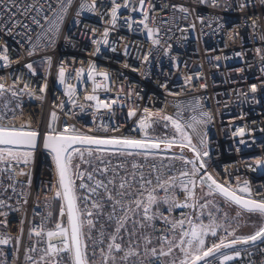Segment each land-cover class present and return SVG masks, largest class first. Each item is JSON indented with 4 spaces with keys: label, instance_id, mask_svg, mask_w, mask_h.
<instances>
[{
    "label": "snow or ice",
    "instance_id": "snow-or-ice-1",
    "mask_svg": "<svg viewBox=\"0 0 264 264\" xmlns=\"http://www.w3.org/2000/svg\"><path fill=\"white\" fill-rule=\"evenodd\" d=\"M73 3L74 0H0V71L12 69L22 60L13 59V49L5 38H12L29 58L46 52L60 36ZM195 3L210 9L238 10L244 14L243 22L252 29V38L259 39L262 45L254 49L260 64V83L249 85L251 97L243 91H237L235 95L243 97L245 101L251 99L254 103H260L255 94L264 89V0H236L235 4L227 0L223 4L221 0H195ZM169 8L182 13L185 19L195 11L192 7L169 4L163 0L160 5L154 0H81L75 12V23H81L79 17L82 13H91L105 25L102 32L95 27L89 29L91 36L87 38L94 46L92 56L101 52V46L117 52V44L124 37L113 41L110 36L124 27L130 32L146 34L152 48L162 49L163 55L169 56L172 46L162 44L157 23L159 13ZM197 19L204 23L202 15H198ZM208 26L211 27V23ZM84 27L88 29L87 25ZM190 27L194 29L195 25ZM217 27L223 25L217 24ZM237 35L238 32L230 33V38L234 39ZM64 39L66 43H71L69 36ZM128 49L129 45L125 43V56L129 55ZM151 55L150 49L139 57L141 64H150ZM235 55L242 60L245 58L242 52ZM215 59L218 61L220 57ZM170 60L173 66H177L176 57H170ZM36 63L29 60L23 63L18 75L0 76V103L5 110L0 113V177L8 181L4 184L0 179V185H3L4 193L10 190L17 196L18 204L22 200L26 205L29 193L16 192V185L22 183L17 177H27L28 186L31 187V171L24 169H30L37 150L42 147L49 154L54 168L55 181L51 191L52 199L59 202V213L54 227L50 229H46L45 224L52 219V211L42 217V223L38 226L29 222L32 225L28 231L29 243L24 246L26 218L20 219L15 236L10 231H4L10 229V212H20L21 207H13L11 196L0 195V246H13L11 257L0 248V264H9V260L11 264H19L22 248L25 264H94V261L97 264H231L245 254L247 264H254L252 257L256 253L250 248L258 249L260 255L264 256V247H260L264 244V193L254 192L247 180L242 184L237 180L233 185L230 176L228 179H218L209 169L210 153L205 128L212 122L213 115L203 110L200 98L194 97L186 103L174 101L173 106L177 109L175 115H168L163 109L152 110L143 106L139 101H143L144 96L134 87L125 91L121 86L116 98L104 100L97 92L111 90L110 73L89 62L87 69L79 67L74 71L76 80L86 75L92 84L91 92L86 91L83 100L89 102L87 106L93 110L94 119L101 110L114 118L115 106H126L120 98V93H123L131 104L126 119L133 120V131L138 130L140 136L86 134L74 125L65 123L63 127L60 126L57 109L64 111L66 103L79 106L82 112L85 110L83 103H77V86L69 82L66 63L61 60L57 68V82L63 86V96L67 97V101H53L44 130L41 131L39 123L35 128L32 126L31 118L19 125L15 123L17 113L22 115L24 111L23 97L41 103L45 100L47 74L53 67V58L45 55L39 61L45 71L44 83L33 87L30 78L38 75ZM123 67L129 68L130 65L124 63ZM25 69L26 72L23 71ZM131 70L137 71L134 67ZM236 71L243 72L244 69L238 68ZM141 75L146 76L147 73L141 71ZM162 75L165 79L158 81L157 87L167 96H179L181 93L169 89V74ZM97 77L102 79L98 80ZM199 78L198 74L195 77L185 76L184 86H190L193 79ZM8 80L11 82L8 83ZM200 87L203 89L207 85L201 84ZM148 101L154 103L155 97H148ZM182 110L195 114L185 120ZM136 117L139 118L133 119ZM6 120L9 122L5 123ZM159 122H163L165 128L170 124L175 135L150 137L148 130ZM110 123H114V119ZM95 130L107 133L119 131V128L101 125ZM92 131L89 129V132ZM254 131L247 125L237 126L232 136L239 137V144L244 145V137ZM260 131L264 132V128ZM193 136L198 143H193ZM173 149H178L179 154ZM185 149L192 153L191 158L184 155ZM169 152L172 154L160 156ZM109 157L125 159L113 164ZM133 157H143L145 162L149 158L155 160L159 157L162 162L159 167L156 163L148 164L146 175L145 164L135 159L129 161L128 158ZM77 158L80 163L74 164ZM163 160L169 163H163ZM174 161H180L183 165L178 174L171 172L175 167L171 162ZM253 164L255 167L248 165L253 171L264 169V159H255ZM81 165H87L90 170L82 169ZM76 180H79V184ZM218 198L234 210V216L229 218L225 213L222 222L217 221L212 211L222 210L214 202ZM48 199L45 196V200ZM177 209L181 210L179 218L174 215ZM205 210L208 223L203 220ZM253 217L258 218L259 222L241 223L251 221ZM241 227H251L253 230L241 233ZM33 237L36 239L33 240ZM88 241H91V245ZM261 264H264V260H261Z\"/></svg>",
    "mask_w": 264,
    "mask_h": 264
},
{
    "label": "built area",
    "instance_id": "built-area-1",
    "mask_svg": "<svg viewBox=\"0 0 264 264\" xmlns=\"http://www.w3.org/2000/svg\"><path fill=\"white\" fill-rule=\"evenodd\" d=\"M81 0H74L73 6L69 9L66 16L63 30L57 38L55 45L46 52L38 53L29 58L26 53L15 43L12 38H5L13 51L11 55L13 59L22 58L21 64L13 65L12 69L0 71V76H8L9 74L18 75L22 69V65L29 60H35L38 75L30 78L33 87L44 83L45 76L44 67L39 63L43 56L48 55L53 58V67L48 72V91L45 95L43 103L36 99H30L27 96L22 98L24 106L23 114L19 112L16 115L15 123L17 125L32 119V126L35 128L39 123L41 131L48 119V113L52 109L53 101L59 100L67 101V97L63 96V86L57 82V68L61 60L65 61L68 69V80L77 86V103H83L85 110L82 112L79 106L73 107L66 103L64 111L57 109L60 126L63 127L65 123L74 125L77 129L86 134L99 136H136L139 137V131H133L135 125L133 120L126 119L128 106L130 102L120 93V98L124 100L126 106H115V116L101 110L95 116L92 115V109L87 105L89 102L83 100V96L92 90V84L87 80L86 75L81 80L75 79V69L84 67L87 69L89 62H94L98 69L108 71L111 76V90H99L97 95L101 99L110 100L117 97V93L121 86H124L125 91L128 88L134 87L140 95L144 96L143 101H139L143 106L150 107L152 110L163 109L168 115H175L177 109L173 106L175 102H188L195 98H200L203 104V110L211 112L213 120L209 123L205 131L207 132L208 144L207 149L210 153L208 158V167L217 178L228 179L231 177V183L235 185L237 180L242 184L243 181H249L254 192L264 193V169L257 168L253 171L248 165H255V159H264V132L260 129L264 128V89H261L255 94L260 103H254L251 99L245 101L243 97H237V91H243L252 96L249 91V85L252 83H260V64L255 56L254 49L260 47L259 39L252 38V29L244 24V14L238 10L224 11L222 8L210 9L195 3V0H163L169 4H183L186 7L195 9L192 15L186 19L183 14L176 11L173 12L171 8L159 13L160 38L164 46L171 45L169 56H164L162 49L152 48L151 43L147 40V36L139 31L130 32L126 27L119 28L113 32L110 39L118 41L119 37H124L123 41L118 42L117 52L113 53L110 50L101 46V52L92 56L94 46L88 36H91L89 29L95 27L100 32L103 31L104 24L99 17L91 13H82L79 17L80 24H76L75 12L78 10V4ZM157 5H160L161 0H154ZM225 0H221L223 4ZM230 4H235L236 0H227ZM198 15L204 17L202 24ZM137 18L139 16L137 15ZM218 18V19H215ZM167 21V23H164ZM211 23V27H209ZM195 25L193 29L190 25ZM217 24L223 27H217ZM88 26V29L84 27ZM181 29H187L182 32ZM238 32L239 35L234 39L230 38V33ZM69 36L71 43H66L64 37ZM99 38V37H97ZM19 39V38H17ZM35 39V33H33ZM129 45V55L123 54L124 44ZM75 45V46H73ZM152 50L150 56V64H141V57L144 53ZM236 52L245 53V58L242 60L235 55ZM176 57V65L173 66L170 57ZM219 56L220 60L215 57ZM227 57V59H226ZM246 61V62H245ZM124 63L130 65L129 68H124ZM136 68L133 72L131 68ZM238 68H243V72H237ZM23 71H27L26 69ZM141 71L147 73L146 76L141 75ZM162 73H168L169 89L173 92L181 93L177 97L167 96L166 93L157 87V82H163L165 77ZM199 75V79H193L190 86H184V77ZM28 77H26L27 79ZM98 80L102 79L97 77ZM8 83L11 81L8 80ZM201 84H206V88H201ZM182 86L183 91H182ZM148 97H155L154 103H149ZM136 99V97H133ZM65 113H69L66 115ZM194 112L182 110V116L187 120ZM243 116V119H241ZM139 117L133 118L138 119ZM114 119V123L110 120ZM255 122V123H253ZM108 125L110 128L118 127L119 131H96L99 126ZM247 125L248 128H254L255 131L244 137L246 144H239V137H233L232 131L237 126ZM89 129H93L89 132ZM150 137H163L165 135L171 137L175 135V130L169 126L165 128L163 122L153 125L148 130ZM255 140V143H253ZM193 143H198L195 136H193ZM239 149V151L237 150ZM187 150V149H186ZM188 151V150H187ZM191 153V152H190ZM192 154V153H191ZM171 154H160L161 157ZM188 157L187 155H185ZM112 163L115 164L123 157H109ZM129 161L135 159L139 163H144V172L147 175L148 164L156 163L157 166L161 164V159L158 157L155 160L149 158L147 162L143 157L128 158ZM163 163H169L163 160ZM175 164L172 168V174H178V170L183 167L180 161L171 162ZM23 167V166H21ZM82 169H87V165H82ZM227 169V173H225ZM31 171V187L28 186L27 177H17L22 183L16 185V192L29 193L27 199L28 203L25 205L20 200L18 204L17 196L10 190L7 193L3 191V185H0V195L5 197L11 196L10 201L13 207H21L20 212H10L8 219L10 221V231L15 236L20 227L19 221L26 218L24 224L23 244L27 246L29 243L28 231L29 222L38 226L42 223V217L48 211L53 212V217L46 224L45 228L50 229L54 227V210L58 201L52 199L53 192L51 185L55 181V172L49 154L42 150H37L34 162L30 165ZM167 174V173H166ZM4 184L8 181L6 178L0 177ZM79 184V180H76ZM45 196L49 199L46 201ZM37 204L39 205L37 207ZM47 204V207L45 206ZM191 211V210H184ZM181 210L177 209L174 215L179 218ZM218 222H222L223 213L216 212ZM36 213H39L37 215ZM204 223H208L207 210L203 216ZM66 223V220H65ZM235 226V224L233 225ZM221 234H224L222 230ZM87 233V227H85ZM95 235V233H93ZM36 238L33 237V240ZM209 239H212L209 237ZM91 245V241H88ZM264 247V244L260 245ZM11 257L13 246H0ZM256 254L252 257L254 264H261L264 256H261L258 249L250 248ZM91 257V247L88 250ZM247 256L242 255L231 264H247ZM11 264V260H9ZM19 264H25L23 258V248L19 255ZM94 264H97L94 261Z\"/></svg>",
    "mask_w": 264,
    "mask_h": 264
},
{
    "label": "rangeland",
    "instance_id": "rangeland-1",
    "mask_svg": "<svg viewBox=\"0 0 264 264\" xmlns=\"http://www.w3.org/2000/svg\"><path fill=\"white\" fill-rule=\"evenodd\" d=\"M5 110L3 109V105H2V103H0V113H3ZM5 123H7V122H9V121H4ZM77 163H80V161H79V158H77L75 161H74V164H77ZM82 166V165H81ZM198 194H200L199 192H198ZM209 199H211V197L209 198ZM202 202V201H201ZM215 203H217L218 204V206L222 209L221 210V212L223 213V216H224V214L225 213H227V215H228V217L229 218H231L232 216H234V210L232 209V208H229L228 206H226V205H224L223 204V202H222V199H217L216 201H214ZM215 209H212V211H214ZM58 213H59V204L58 203H56V205H55V210H54V222H53V224H55V220H56V218H57V216H58ZM253 222H256V223H258L259 221H258V218H256V217H253L252 218V220L251 221H243V222H241L242 224L243 223H249V224H251V223H253ZM253 229L251 228V227H241V229H240V232L241 233H248V232H251Z\"/></svg>",
    "mask_w": 264,
    "mask_h": 264
},
{
    "label": "water",
    "instance_id": "water-1",
    "mask_svg": "<svg viewBox=\"0 0 264 264\" xmlns=\"http://www.w3.org/2000/svg\"><path fill=\"white\" fill-rule=\"evenodd\" d=\"M77 147H87V146H77ZM38 150H42V151L47 152L42 147L39 148ZM172 151L175 152V153H177V154H179V150L178 149H173ZM161 154H172V152H169V153H161ZM184 155H187L189 158H191V156H192V154L189 151H187L186 149L184 150ZM242 247H248V246H242Z\"/></svg>",
    "mask_w": 264,
    "mask_h": 264
}]
</instances>
